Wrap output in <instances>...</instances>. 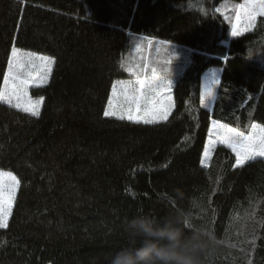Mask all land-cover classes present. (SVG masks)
I'll list each match as a JSON object with an SVG mask.
<instances>
[{
	"label": "trees",
	"instance_id": "16d2710c",
	"mask_svg": "<svg viewBox=\"0 0 264 264\" xmlns=\"http://www.w3.org/2000/svg\"><path fill=\"white\" fill-rule=\"evenodd\" d=\"M241 1L0 0V87L13 47L55 60L31 87L39 116L0 102V170L20 181L0 264H109L127 220L176 211L186 233L210 236L203 264H264V157L236 166L218 143L200 162L211 120L264 125V16L233 35ZM157 47L184 52L155 65L172 82L167 120L105 117L113 84L142 75Z\"/></svg>",
	"mask_w": 264,
	"mask_h": 264
},
{
	"label": "snow or ice",
	"instance_id": "6c2138e0",
	"mask_svg": "<svg viewBox=\"0 0 264 264\" xmlns=\"http://www.w3.org/2000/svg\"><path fill=\"white\" fill-rule=\"evenodd\" d=\"M258 16H264V0H245L239 5L237 11V21H246L252 24ZM236 35V31H233ZM137 51H140L139 47ZM39 61L37 64L35 61ZM170 61H168L169 63ZM55 60L52 57L36 56L34 53H23L12 48L8 59V70L4 73V84L0 87V102L14 107L31 116H39V106L41 101H33L28 93V88L34 85L36 81H44L52 72V66ZM27 68L29 71L24 72ZM146 71L147 65L143 66ZM151 80L138 79L139 93L134 91L130 94L128 85L120 82V90L114 84L112 91L113 97L109 98L108 104L111 108L104 111L105 117L116 116L119 111L121 114L118 119L143 122L145 124L158 123L167 120L169 115V105L162 97L166 87L161 83L160 77L156 75V70L152 69ZM217 81H213L216 84ZM38 86V85H37ZM153 93L151 99L145 94V90ZM212 95V88L207 90V96ZM203 99V97H202ZM213 128L209 130L210 143H224L235 153L236 166H241L245 161H250L256 157H264V127L253 124V133L245 135L242 132L232 128L223 129ZM215 133V139H213ZM209 146L204 148V159H207ZM204 163V160H201ZM20 186L18 178L10 171L0 170V229L7 228L9 218L12 215V209L16 200V192Z\"/></svg>",
	"mask_w": 264,
	"mask_h": 264
},
{
	"label": "clouds",
	"instance_id": "9594fccd",
	"mask_svg": "<svg viewBox=\"0 0 264 264\" xmlns=\"http://www.w3.org/2000/svg\"><path fill=\"white\" fill-rule=\"evenodd\" d=\"M126 243L109 264H203L202 254L211 238L201 227L185 231L179 211L164 217L136 215L124 225Z\"/></svg>",
	"mask_w": 264,
	"mask_h": 264
},
{
	"label": "rangeland",
	"instance_id": "374dc122",
	"mask_svg": "<svg viewBox=\"0 0 264 264\" xmlns=\"http://www.w3.org/2000/svg\"><path fill=\"white\" fill-rule=\"evenodd\" d=\"M244 2H245V0H242L238 4V6L235 5L236 13H235V16H234V20L232 22V33H233L234 30L236 32H238V31H240V30H242V29H244L246 27L245 26L246 23H247L246 21H243V22L237 21V11H238L239 5L243 4ZM16 49L21 51L19 48H16ZM165 49H166V47H163V48L162 47H157V48H155L153 53H152L154 56L152 54L144 53L145 65H147V66L150 65V68L148 70L146 69V71L143 68L142 75H140L139 77H130V78H127L126 80L117 81V82H115V84L117 85L118 91L120 90V84L119 83L123 82V84L129 86L130 94H132L133 91L138 94L139 93V85L136 83V81L138 79L151 80L152 74H153L152 73V69H155L156 70V75L158 77H160L161 83L166 87V91L164 92L162 99L167 105H169V114H170L172 109H173V106H174V100H173V95H172V82H171V79L163 77L162 73L159 72L158 69L155 68V65H156V62L159 59V57L163 58L164 60L170 59L172 61V60H176V58H178V57L183 56L184 52L179 47H171L170 51H168V53H165V55H164L163 51ZM21 52H23V53H34L38 57L39 56L51 57L50 55H47V54H44V53H40V52H36V51H31V50H23ZM35 63L39 64L40 62L37 60V61H35ZM7 70H8V68H7ZM28 71H29V69H27V68L24 69L25 73H27ZM220 74H221V68H219V67H215V68L209 69V70H207L204 73V76L202 78V84H201L200 103L203 106H205V107L210 108L212 106V104H213V101H214V98H215V93H216V88L218 86V82H219V78H220ZM49 76L44 81H36L35 84H44V83H46L49 80ZM213 81H217V83L213 84ZM31 87H32V85L28 88V93H29V96L31 97V99L33 101H41L42 102L40 96L35 95V94L32 93ZM209 87L212 88V95L208 97L207 96V90H208ZM145 94L149 97V99H151L152 96H153V93L149 92L147 89L145 90ZM110 97H113V99L115 100L114 95H113V91H111ZM202 97H203V99H202ZM40 105H41V103H40ZM106 108L111 110V108H110L108 103L106 105ZM120 114L121 113L118 111L117 115L115 117L119 116ZM253 124H257V125H260L261 127H264V125L259 124L257 122H254ZM221 125L223 126V129L232 128V129H234L236 131L244 133L245 135H249V134L253 133V131H254L252 129V126H251V128L249 130L244 131V130L238 129V128L234 127V126H231V125H228V124H225V123H221V122L215 121V120H211L210 126H209V130L213 129V128L219 129V127ZM223 129H220V130L223 131ZM209 130H208V138H207V140L205 142L204 148H205L206 145H208L210 150H209L207 159H204V148H203L202 155H201V160L202 159L204 160L203 165H207L210 162L213 150H214L215 146L219 143V142L210 143ZM213 139H215V133H213ZM222 144H224V143H222ZM224 145H226V144H224ZM201 160H200V162H201ZM3 171H5V170H3Z\"/></svg>",
	"mask_w": 264,
	"mask_h": 264
}]
</instances>
